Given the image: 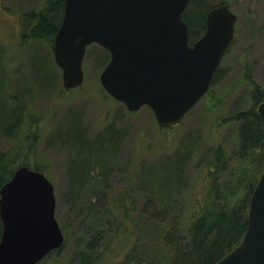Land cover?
<instances>
[{
	"label": "trees",
	"instance_id": "obj_1",
	"mask_svg": "<svg viewBox=\"0 0 264 264\" xmlns=\"http://www.w3.org/2000/svg\"><path fill=\"white\" fill-rule=\"evenodd\" d=\"M220 2L227 4L226 0ZM64 3L65 0H43L38 9H29L22 14L19 45L24 54L26 51H30V54H25L26 71L17 78V82L11 78L10 65L2 44L4 39L0 36V131L13 139L10 149L0 151V187L11 177L14 169L22 164L48 174L46 165L36 157L33 162L27 159L29 153L36 154L35 145L40 138L38 124L42 114L34 111L26 99L31 95L50 92L56 86L57 79L50 56L46 52V59L38 56L42 53L39 43L47 42L53 48V38L61 23ZM212 5L210 0H188L181 14L187 25L188 42L202 32L205 13ZM94 45L99 47L97 57H102L99 61L106 66L109 52L98 43ZM15 69L20 70L19 66ZM220 74L217 66L209 88ZM241 78L246 82L243 95L231 99V112L219 119L220 123L235 124L232 134L235 139L228 147L216 142L202 148L203 142L196 135L183 136L168 155L141 162L133 173L134 184L131 185L136 197L132 196L131 190L123 187L114 198L104 202L107 203L106 213L114 219L119 218L121 227L123 224L120 237L111 241L113 237H107L108 233L104 235L107 229L101 228L84 239L79 237L71 264L103 263L98 248L104 243L105 252H109V248L110 252H116L110 257V264H212L240 241L245 229L248 198L264 163V122L255 109L256 104L264 100V89L250 78L247 65ZM13 86L18 88L15 93L11 90ZM209 88L204 96L211 93ZM65 89L60 86L59 90ZM211 98L207 103L212 108L220 104L219 98L214 95ZM246 100L250 101L249 104L241 107L245 106ZM208 104H203L200 116L210 124L215 114ZM69 119L64 136L76 147V153L68 167V193L70 202L78 205L82 190L92 184L93 171L99 169L98 174L103 181L110 164L117 158L127 129L119 128L112 122L94 138H88L81 124L76 120L74 122L73 117ZM24 148L27 150L25 153ZM182 195L189 202L185 213L177 201V197ZM88 203L91 212L96 203ZM80 209L83 211L84 207ZM131 222L136 224V230L140 232L135 239L132 238ZM60 226L65 234L66 228L61 223ZM87 226L97 230L93 223ZM1 234L0 219V237ZM121 240H124L123 245L117 249L116 245ZM138 240L140 242L137 243ZM114 241L115 247L112 245ZM65 244L66 239L54 250L57 256ZM54 251L37 264H67L52 259ZM136 255L140 257L135 259Z\"/></svg>",
	"mask_w": 264,
	"mask_h": 264
},
{
	"label": "water",
	"instance_id": "obj_2",
	"mask_svg": "<svg viewBox=\"0 0 264 264\" xmlns=\"http://www.w3.org/2000/svg\"><path fill=\"white\" fill-rule=\"evenodd\" d=\"M188 0H65L53 38L64 88L84 82L86 49L98 43L110 54L100 83L133 113L148 106L155 123L178 125L207 92L233 37L236 15L220 2L208 8L200 35L188 42L181 14ZM264 122V100L256 104ZM264 157V150H263ZM251 189L240 241L212 264H264V163ZM54 184L44 171L17 166L0 187V264H37L65 236Z\"/></svg>",
	"mask_w": 264,
	"mask_h": 264
},
{
	"label": "rangeland",
	"instance_id": "obj_3",
	"mask_svg": "<svg viewBox=\"0 0 264 264\" xmlns=\"http://www.w3.org/2000/svg\"><path fill=\"white\" fill-rule=\"evenodd\" d=\"M226 1L229 9L235 13L236 19L232 40L218 65L221 74L209 88L211 93L208 96H201L184 114L178 125L168 128H161L155 123L148 106H141L130 113L124 103L106 92L100 83L99 73L105 64L100 62L101 56L97 57L99 47L94 45L97 43H92L86 51L83 61L84 82L76 88H67L65 91L59 90L60 86L63 87L61 69L55 63L53 48L47 42L39 43L42 53L38 56L43 59L50 56L57 83L50 92L31 95L26 99L34 111L42 114L41 122L38 124L40 138L35 145L36 154L29 153L27 159L33 162L36 157L46 165L47 176L53 182L56 193L55 216L59 224H63L66 228L65 247L58 256L54 251L51 255L52 259L71 264L74 249L78 248L79 237L84 239L91 236L97 233L99 228L107 229L104 235L108 233L107 237H113L111 241L120 237L123 224L121 227L118 223L119 218L114 219L106 213L107 203L104 202L106 199L108 201L114 198L123 187L131 190L132 196L136 197L131 185L134 184L133 173L141 162H150L168 155L183 136L196 135L203 142L202 148L212 146L216 142H222L228 147L235 139L232 135L235 124L220 123L219 119L231 112V99L241 97L245 91L246 82L241 78L245 65L249 66L250 78L264 89V0ZM210 2L217 4L219 0H210ZM42 3L43 0H0V36L4 39L2 44L6 51L5 57L10 65L11 78L15 82L18 77L25 74L26 56L30 54V51H26L25 56L19 45L23 25L22 14L29 9H38ZM18 66L20 70L17 71L15 68ZM17 89V86L11 88L14 93ZM212 95L219 98L220 104L213 105L212 108L209 103L215 114L209 124L200 116V110L203 104H208L207 100L212 99ZM249 102L246 100L245 106L241 107H246ZM70 117L74 118V122L76 120L81 124L88 138H94L101 129L112 122L119 128L127 129L117 158L112 165L110 164V170L105 174L103 181L100 180L99 169L93 171L92 184L87 186L86 190H82L78 205L70 202V193H68V167L76 153V147L64 136ZM12 145L13 139L0 131V151H7ZM25 148L23 153L27 152ZM188 173L191 174V170ZM89 201L96 203L91 212L88 208ZM177 201L185 213L189 205L188 199L182 195L177 197ZM81 206L84 207L83 211L80 209ZM109 219L111 222H108ZM88 223H93L97 230L88 228ZM130 227L133 232L132 238L135 239L140 232L136 230L135 223L131 222ZM123 242L124 240H121L116 245L114 241L112 245L120 249ZM104 245L105 243L98 248L102 253L100 260L104 261L100 264H110L112 262L110 257L116 252H110V248L109 252H105L107 249L103 247ZM124 251L125 249L122 250ZM139 257L140 255H136L135 259ZM114 260L120 259L114 258Z\"/></svg>",
	"mask_w": 264,
	"mask_h": 264
}]
</instances>
